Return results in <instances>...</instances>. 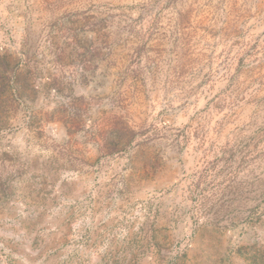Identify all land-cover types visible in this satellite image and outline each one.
<instances>
[{
    "label": "rangeland",
    "instance_id": "1",
    "mask_svg": "<svg viewBox=\"0 0 264 264\" xmlns=\"http://www.w3.org/2000/svg\"><path fill=\"white\" fill-rule=\"evenodd\" d=\"M176 1L0 0V264H264V0Z\"/></svg>",
    "mask_w": 264,
    "mask_h": 264
},
{
    "label": "crops",
    "instance_id": "2",
    "mask_svg": "<svg viewBox=\"0 0 264 264\" xmlns=\"http://www.w3.org/2000/svg\"><path fill=\"white\" fill-rule=\"evenodd\" d=\"M177 3H182V16H184L185 12L191 11L193 19L199 21L203 20V15L206 14L204 19H212L218 20V15L215 12V5L218 3L217 0H178ZM237 7V11H233V7ZM224 5V4H223ZM253 3L252 0H236L235 3H233L231 0H225V9L228 13V19H232L233 21L238 19H245V16H240V12H243L247 10L248 12V18L252 19L251 11L253 9L252 7ZM255 15V14H254ZM218 18V19H217ZM176 19V18H173ZM187 30H192L191 27H186ZM164 30V29H163ZM199 32H202V30H199Z\"/></svg>",
    "mask_w": 264,
    "mask_h": 264
}]
</instances>
